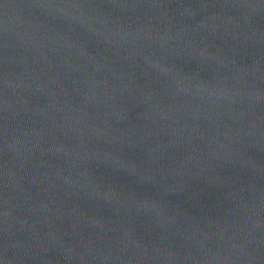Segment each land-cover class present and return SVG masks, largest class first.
Returning <instances> with one entry per match:
<instances>
[{
  "label": "water",
  "instance_id": "water-1",
  "mask_svg": "<svg viewBox=\"0 0 264 264\" xmlns=\"http://www.w3.org/2000/svg\"><path fill=\"white\" fill-rule=\"evenodd\" d=\"M0 264H264V0H0Z\"/></svg>",
  "mask_w": 264,
  "mask_h": 264
}]
</instances>
